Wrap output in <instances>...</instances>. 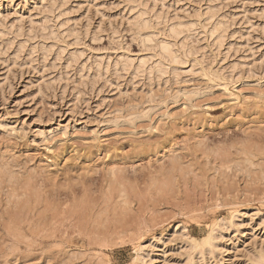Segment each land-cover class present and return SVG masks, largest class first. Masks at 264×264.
Segmentation results:
<instances>
[{
  "label": "rangeland",
  "instance_id": "rangeland-1",
  "mask_svg": "<svg viewBox=\"0 0 264 264\" xmlns=\"http://www.w3.org/2000/svg\"><path fill=\"white\" fill-rule=\"evenodd\" d=\"M261 257L264 0H0V264Z\"/></svg>",
  "mask_w": 264,
  "mask_h": 264
},
{
  "label": "bare ground",
  "instance_id": "bare-ground-1",
  "mask_svg": "<svg viewBox=\"0 0 264 264\" xmlns=\"http://www.w3.org/2000/svg\"><path fill=\"white\" fill-rule=\"evenodd\" d=\"M128 2H129V1H128ZM141 3H142V2H141ZM138 4H139V3H138ZM134 5H135V4H134ZM143 6H145V4H144ZM146 6H147V5H146ZM146 6H145V7H146ZM150 7H151V6H150ZM150 7H149V8H150ZM153 7H154V6H153ZM134 8H136V7H134ZM207 9L209 10V8H207ZM133 10H134V9H133ZM138 10H139V9H138ZM145 10H146V9H145ZM147 10H148V8H147ZM150 10H152V8H151ZM158 11H159V10H158ZM143 12H144V11H143ZM151 12H154V11H151ZM159 12H160V11H159ZM213 12H214V11H213ZM213 12H212V14H213ZM137 13H138V12H137ZM161 13H162V12H161ZM206 13H207V11H206ZM215 13H216V12H215ZM138 14H139V13H138ZM204 14H205V13H204ZM212 14H211V15H212ZM135 15L137 16V14H135ZM143 15H146V13H145V12H144V14L140 13V14L136 17L137 19H135V20H137L136 25H134V24H133V25L136 26V28H138V29H140V28H143V29H144V28H145V30H146V29H148V24H150L151 22H149V20L142 19V16H143ZM155 15H156V13H155ZM161 15H163V14H161ZM161 15H159V16H161ZM195 15H196V14H195ZM208 15H209V14H208ZM211 15L208 16V17H213V16H214V15H212V16H211ZM215 15H216V14H215ZM150 16H151V15H150ZM152 16H153V15H152ZM157 16H158V15H157ZM159 16H158V18H159ZM164 16H166V15H164ZM197 16H198V14H197ZM154 17H155V16H154ZM161 17H162V16H161ZM161 17H160V18H161ZM218 17H219V16H218ZM164 18H166V17H164ZM167 18H168V17H167ZM173 18H174V17H173ZM213 18H214V17H213ZM150 19H153V18H150ZM168 19H170V18H168ZM168 19H167V20H168ZM181 19H182V18H181ZM171 20H172V19H171ZM179 20H180V19H179ZM151 21H152V20H151ZM172 21H174V20H172ZM172 21H170V22H172ZM176 21H178V20H176ZM176 21H175V23H176ZM221 21H222V20H221ZM168 22H169V20H168ZM165 23H166V22H165ZM175 23H174V24H175ZM177 23H180V22H177ZM177 23H176V24H177ZM188 23H189V22H188ZM210 23H211V22H210ZM223 23H224V22H223ZM212 24H213V23H212ZM212 24H211V25H212ZM214 24H215V23H214ZM224 24H225V23H224ZM171 25H172V26H175V25H173V24L171 23V24H170V28L168 27V28L170 29V31H169V30H168V31L171 33L170 36H167L168 39H170L169 37H171L172 35H178V33H180L181 30H182V28H183V27H182V26H183L182 24H178V25H177L176 27H174V28L171 27ZM180 25H182V26H180ZM184 25H185V24H184ZM186 25L188 26V24H186ZM189 25H191V23H190ZM192 25H193V24H192ZM192 25H191V26H192ZM134 26H133V27H134ZM214 26H215V27H214ZM214 26H213L212 28L215 29V32H216V33H214V30H213V29H210V30H212L211 32H213L215 35L217 34V37H215L216 40L214 39V41H217L216 44L220 45L221 42L223 41V38H226V37H224V30H226L228 27L226 26L227 28L225 27L226 29H223L224 27H223V25L221 26V24H220L219 21H217L216 24H215ZM224 26H225V25H224ZM146 27H147V28H146ZM179 27H182V28H179ZM222 27H223V28H222ZM184 28H185V26H184ZM184 28H183V29H184ZM187 29H188V27H187ZM187 29H185V30L187 31ZM189 29H190V28H189ZM189 29H188V30H189ZM191 29H192V28H191ZM140 30H142V29H140ZM182 31H183V30H182ZM186 31H185V32H186ZM51 32H52V31H51ZM169 32H168V33H169ZM183 32H184V31H183ZM189 32H190V31H189ZM225 32H226V31H225ZM170 33H169V34H170ZM225 34H226V33H225ZM17 35H18V34H17ZM77 35H78V34H77ZM167 35H168V34H167ZM215 35H214V36H215ZM212 36H213V34H212ZM212 36H209V37H212ZM214 36H213V37H214ZM164 37H165V36H164ZM174 37H175V36H173L172 38H173V39H176V37H175V38H174ZM165 38H166V37H165ZM168 39H167V40H168ZM164 40H165V39H164ZM164 40H163L162 43H160V44H161V45H160V48L158 47V50H159L160 53H156V54H157V55H158V54H161L162 57H164L166 60H169L168 62H175V63H176V62H180V61H182V60H178V59H180V58H178V53H179V52L177 53V50L174 51V49L172 48L174 45L171 47L170 44H169V42H168L169 40H168V41H167V40L164 41ZM180 40H182V39H180ZM224 40H225V39H224ZM183 41H184V38H183ZM171 42H172V41H171ZM178 42H179V40H178ZM174 43H175V42H174ZM180 43H181V42H180ZM214 43H215V42H214ZM222 43H223V42H222ZM20 44H21V42H20ZM25 45H26V44H25ZM178 45H179V43H178ZM182 45H183V44H182ZM182 45L180 46L181 48H182ZM184 45H185V42H184ZM184 45H183V46H184ZM23 46H24V45H23ZM23 46H22V47H23ZM216 46H217V45H216ZM175 47H176V45H175ZM180 47H179V49H180ZM184 47H185V46H184ZM218 47H219V46H218ZM176 49H177V48H176ZM185 49H186V48H185ZM187 52H190V50H189V49L186 50V53H187ZM217 52H218V51H217ZM187 54H188V53H187ZM189 54H190V53H189ZM183 55H186V54L184 53ZM159 56H160V55H159ZM151 57H152V56H151ZM184 58H185V56H184ZM184 58H183V59H184ZM140 60H141V59H140ZM158 60H159V59H158ZM166 60H165V61H166ZM128 61H129V60H127V62H128ZM161 61H162V60H161ZM139 62H140V61H139ZM159 62H160V60H159ZM159 62H158V63H159ZM142 63L145 64L146 62L142 61ZM123 64H125V63H123ZM128 64H129V63H127V65H128ZM139 64H140V63H139ZM160 64H161V63H160ZM168 64H169V63H168ZM181 64H184V63H181ZM141 65H142V64L138 65V67L141 66ZM151 65H152V64H151ZM154 65H155V62H154ZM156 65H157V63H156ZM158 65H159V64H158ZM129 66H130V65H128V67H127V66H126V67L129 68ZM136 66H137V65H136ZM148 66H149V65H148ZM164 66H165V65H164ZM164 66H163V67H164ZM176 66H177V65H176ZM138 67H136V68H137V69H140V68H138ZM158 67H159V66H158ZM161 67H162V66H161ZM165 67H166V66H165ZM171 67H172V66H171ZM178 67H179V66H178ZM141 68H143V67H141ZM150 68H153V66L150 67ZM174 68H175V67H174ZM146 69H147V68H146ZM156 69H158V68H156ZM161 69L163 70V68H161ZM161 69H160V71H161ZM164 69H165V68H164ZM123 70H124V69H123ZM126 70H127V69H126ZM141 70H142V69H141ZM152 70H153V69H152ZM166 70H168V69L166 68ZM175 70H176V69H175ZM137 71H138V70H137ZM145 71H146V70H145ZM145 71H144V72H145ZM149 71H151V70H149ZM149 71H147V72H149ZM166 72H167V71H166ZM138 73H139V72H138ZM140 73L142 74V72H140ZM162 73H163V72H162ZM148 74H149V73H148ZM218 221H219V220H218ZM208 229H209V228H208ZM212 231H214V230H212ZM212 234H213V233H212ZM213 236H214V234H213V235L209 234V236L207 235L206 238H205V237L203 238L204 240L202 241V243H193V244H194V247L196 248V246H198V247H200V248L202 249V251H203V250H208V248H210V247L213 245V243L211 244V242H213V241H212V240H213V239H212ZM213 238H214V237H213ZM137 246H138V245H137ZM200 248H199V249H200ZM137 256H138V255H137ZM138 257H139V256H138ZM135 260H136V259H135ZM260 264H264V257H261V262H260Z\"/></svg>",
  "mask_w": 264,
  "mask_h": 264
}]
</instances>
